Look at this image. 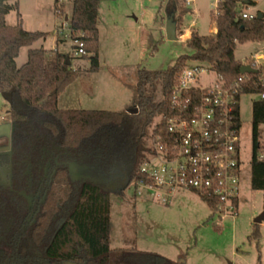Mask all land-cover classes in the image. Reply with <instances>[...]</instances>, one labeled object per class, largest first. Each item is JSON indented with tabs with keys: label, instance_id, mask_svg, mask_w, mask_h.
Segmentation results:
<instances>
[{
	"label": "trees",
	"instance_id": "trees-1",
	"mask_svg": "<svg viewBox=\"0 0 264 264\" xmlns=\"http://www.w3.org/2000/svg\"><path fill=\"white\" fill-rule=\"evenodd\" d=\"M18 1L0 0V92L10 99L6 120L13 125L11 151L0 153V172L10 168L8 184L0 183V264H185L157 253L112 248L111 195L123 197L126 187L143 177L145 139L159 116L171 112L168 97L176 73L189 61H198L227 79L238 77L243 63L235 58V48L264 41V18H236V0H222L215 33L193 31L187 43L191 53L180 55L167 69L138 70L134 108L65 109L58 105L59 95L79 71L66 64L69 54L42 47L30 48L27 61L17 65L21 48L48 34L29 31L22 22L7 23ZM72 3L70 29L85 42L89 69L97 71L100 0ZM189 10L185 0L166 2L178 29ZM255 81L244 93L264 91ZM262 152L264 99L258 98L252 115L251 187L264 191ZM114 171L124 179L122 186L112 181ZM202 198L213 210L216 201ZM254 227L250 240L261 235L259 223Z\"/></svg>",
	"mask_w": 264,
	"mask_h": 264
},
{
	"label": "rangeland",
	"instance_id": "rangeland-1",
	"mask_svg": "<svg viewBox=\"0 0 264 264\" xmlns=\"http://www.w3.org/2000/svg\"><path fill=\"white\" fill-rule=\"evenodd\" d=\"M63 1L69 24L73 3ZM253 1L256 3L250 4L248 10L264 13V0ZM166 2L100 0V65L97 71H92L87 57L72 56L73 43L65 37L67 28L59 33L62 24L55 13V0H19V7L6 16L7 23L22 22L29 31L48 34L30 47L21 48L17 65L27 61L30 48L67 53L72 68L79 71V78L63 99L67 102L74 99L75 106L124 111L128 100L133 94L136 96L139 69H167L180 55L191 53L187 43L193 31L203 35L215 33L217 14L212 9V0H194L188 6L190 10L183 17L181 27L177 28L176 39H168L167 16L175 12L166 11ZM260 54H264V41L238 43L235 48V58L242 63ZM157 96L161 98L160 85ZM256 99L258 94L247 92L241 95L239 102L243 121L240 135L243 177L238 214L220 216L192 191L167 194L133 182L126 187L123 197L111 195L112 248L157 253L185 264H264V191L251 187L252 115ZM9 102L8 94L0 92V125L6 120ZM129 105L134 108V101ZM10 150L11 133L1 130L0 153ZM73 170L77 172L75 165ZM7 172L1 173V183L7 182ZM111 178L117 187L124 184L117 171ZM164 193L168 200H163ZM260 216H263L259 221L260 238L250 240L255 220Z\"/></svg>",
	"mask_w": 264,
	"mask_h": 264
},
{
	"label": "built area",
	"instance_id": "built-area-1",
	"mask_svg": "<svg viewBox=\"0 0 264 264\" xmlns=\"http://www.w3.org/2000/svg\"><path fill=\"white\" fill-rule=\"evenodd\" d=\"M192 1L185 0V3L189 6ZM55 2V13L62 24L59 33L67 28L65 37L73 43L72 56L86 55L83 39L73 37L68 16L64 14V1ZM212 2L216 15L222 0ZM253 3L256 2L236 0V18L257 17L260 11L252 12L247 8ZM243 65L255 71L227 79L206 63L192 61L176 73L168 97L171 112L162 114L154 122L147 137L146 159L140 166L143 177L134 183L167 194L192 191L201 198L214 199L213 210L220 216L238 214L243 177L240 158L243 124L239 125V102L245 88L256 83L255 77L264 85V54L251 56ZM256 94L264 99V91ZM163 119L165 124L161 127ZM263 158L262 152L259 159ZM165 193L163 200H168Z\"/></svg>",
	"mask_w": 264,
	"mask_h": 264
},
{
	"label": "water",
	"instance_id": "water-1",
	"mask_svg": "<svg viewBox=\"0 0 264 264\" xmlns=\"http://www.w3.org/2000/svg\"><path fill=\"white\" fill-rule=\"evenodd\" d=\"M258 19H263L264 15L263 13H258L257 16ZM176 32H177V22L174 19V14L168 15L167 16V20H166V35L167 38L170 40H175L176 39ZM66 64L70 65L71 61L69 60V58H67ZM255 69H253L251 66L249 65H242L240 68V72L241 73H245V72H254ZM8 130L9 133H12V129H13V125L11 122H7L4 124L0 125V131L1 130ZM73 163L70 164V168L71 170L73 169ZM263 219V216H260L258 218H256L255 223H260L259 221H261ZM63 264H76L73 262H66Z\"/></svg>",
	"mask_w": 264,
	"mask_h": 264
},
{
	"label": "crops",
	"instance_id": "crops-1",
	"mask_svg": "<svg viewBox=\"0 0 264 264\" xmlns=\"http://www.w3.org/2000/svg\"><path fill=\"white\" fill-rule=\"evenodd\" d=\"M215 31H216V28H215ZM78 78H79V76L77 77V79L72 83V84H70L60 95H59V98H58V105H59V107H61V108H65V109H76V108H83V109H91V108H88V107H81V105H79V106H75L74 105V102H75V100L74 99H72L71 101H68L67 102V100L66 99H63L64 97L63 96H65V94H66V92H67V90L71 87V86H73V84L78 80ZM134 99H135V95L133 94V96L128 100L129 102H127L126 104H125V110L124 111H128L130 108H131V106L129 105V103H130V101L132 100V101H134ZM62 102H64L65 104H62ZM93 109V108H92ZM8 121L7 120H4V122L2 123V124H4V123H7Z\"/></svg>",
	"mask_w": 264,
	"mask_h": 264
},
{
	"label": "flooded vegetation",
	"instance_id": "flooded-vegetation-1",
	"mask_svg": "<svg viewBox=\"0 0 264 264\" xmlns=\"http://www.w3.org/2000/svg\"><path fill=\"white\" fill-rule=\"evenodd\" d=\"M11 151V150H10ZM10 151L8 152H4V153H10ZM73 163V162H70V164ZM74 164V163H73ZM75 165V164H74ZM73 170V169H72ZM5 171H8L7 172V176L10 174V168L9 167H4L1 172H0V176H1V173L5 172ZM75 172V170H74ZM7 178V177H6ZM1 183V182H0ZM3 184H8V178H7V182L3 183Z\"/></svg>",
	"mask_w": 264,
	"mask_h": 264
}]
</instances>
